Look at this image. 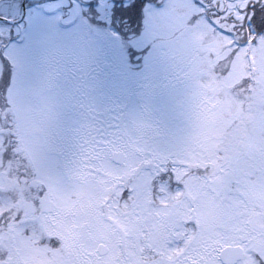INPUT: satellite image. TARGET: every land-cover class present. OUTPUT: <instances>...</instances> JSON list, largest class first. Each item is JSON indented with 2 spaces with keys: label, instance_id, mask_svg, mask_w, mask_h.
<instances>
[{
  "label": "rangeland",
  "instance_id": "obj_1",
  "mask_svg": "<svg viewBox=\"0 0 264 264\" xmlns=\"http://www.w3.org/2000/svg\"><path fill=\"white\" fill-rule=\"evenodd\" d=\"M22 3L0 0V19L13 22L25 11L18 24L0 20V182L4 171L11 170L4 161L14 148L19 151V166L57 203L76 195L82 187L79 181L97 180L98 197L109 199L110 210L102 216L107 227L98 231L102 237L88 246L108 238L109 216L125 239L120 264H223L220 253L228 246L244 249L245 258L237 264H264L260 4L261 10L253 7V0ZM192 40L194 75L189 65L179 77L183 81L189 77L190 90L183 85L167 90L156 70L152 78L158 80L147 86L143 73L130 62L128 51L133 48L138 60L157 68L160 52L190 53L184 47ZM171 78L167 74L166 82ZM71 103H82L84 109L65 108ZM208 104L211 109H201ZM112 118L118 120L113 132L110 125H97ZM44 139L54 154L44 148ZM70 139L78 142L72 154L67 150ZM79 148L120 149V160L110 152L91 156ZM191 148H199L203 155L197 159L204 166L189 174L196 179L188 182L183 174L184 189L173 198L163 178L164 185L151 195L147 166L176 171L189 165L185 156ZM168 159H173V168L166 166ZM118 194L121 207L115 199ZM127 199L128 209L123 205ZM118 206V213L112 212ZM76 212L78 219L83 217V211ZM39 222L28 227L35 244L50 241L44 234L49 233V224ZM20 243L16 261L53 264L46 256L33 261L25 243ZM33 244L35 253L49 251L48 245L37 249ZM109 260L110 255L104 263Z\"/></svg>",
  "mask_w": 264,
  "mask_h": 264
},
{
  "label": "flooded vegetation",
  "instance_id": "obj_2",
  "mask_svg": "<svg viewBox=\"0 0 264 264\" xmlns=\"http://www.w3.org/2000/svg\"><path fill=\"white\" fill-rule=\"evenodd\" d=\"M192 59H195L193 52H182L181 54H175L171 52L165 54L159 53L155 63L159 65L157 69H159L161 73L160 77L163 78L162 83L164 84V87H178L183 82H189V77L184 81L180 80L179 77L181 75V71L191 65L190 61ZM82 61L83 59L81 58V62ZM149 64L150 63L147 61L143 69L144 83L147 86H149L153 81V70L151 66L149 67ZM106 65V63L103 64V67L106 68ZM110 69H113V66ZM192 70L194 73L193 67ZM167 74L172 77L169 83L166 82ZM185 88L189 90L191 89L189 85H186ZM37 104H39V102ZM65 108H69V110H74L76 108L84 109V106H82V103H71L69 107H67L66 105ZM209 108L210 107H208V109ZM198 113L200 114V110ZM209 116L211 118V113L209 114ZM195 118L198 119L199 116ZM117 121L118 120H116V118H112L110 119V121L101 119L97 121V125H101V127L104 128L110 125L111 127L109 130L113 132V130L116 129L115 127L118 126ZM59 130L60 129H58V131ZM85 130L88 131V129ZM54 131L57 132V130L55 129ZM33 132V134H37L36 131ZM111 140L116 141L114 140V138H112ZM17 142L18 139L15 138L14 143ZM43 144L44 146L46 145L45 141ZM77 146V140L73 141V139H70L67 148L68 153H74L75 150H77ZM46 150L54 154V151H51L48 148ZM89 150H86L85 148L82 150L79 148L78 151L80 153L85 152L91 156L98 155V152H110V156L115 158L118 157V160H120V149L114 148L112 150H103L99 148L96 150H92V148H90ZM199 150V148H191V150H188L186 156H183H185L186 161L189 163V165L186 163L183 166H178V169H176V171H164L161 165H157L154 166V168H151L150 165L147 166L144 162L145 166H147V168H150V173L152 175L150 180L148 181L150 187L148 189L151 190V195L153 194L155 187L164 185L165 180H167L168 186L166 187L167 189L170 188V191L168 190V192L171 193V197L174 198L175 195V198H178L180 192L179 190L184 189L181 188V185H183V174L186 175L185 178H190L188 182H193V178L195 177L192 178V176H189V174L194 175L196 170L202 165V162H199V160L197 159V157L203 156L199 155ZM12 152L13 155L8 157V161H5V163L10 164V167L8 168H11V170L4 171V176H2L3 182H0V207L2 208V213L0 214V264H32V262L29 263L23 260L16 261L17 257L19 258L16 249L19 248L18 246L21 244V241L22 243H25V247H27L25 248L26 255L28 254L35 262H38L40 259H43L46 256L53 264H120V248L121 243L122 245L125 244V239L124 236H121L119 226L116 221L108 218L109 216L106 217V220L109 222L107 231L108 238L105 241L96 243V247L88 246L89 242L93 245L95 241L97 242V240L102 237L98 232L100 229L107 228L103 225L101 220L103 219V213L109 215L110 209L109 205L107 204L109 199H104V201H102V198L98 197V190L100 187L95 186L98 184L100 185V183L97 180L91 182L79 181L81 182L82 187H79L75 190L76 195L71 196L70 199H68L67 196L66 199L62 201L60 200L57 203L53 199V197L42 188V184L40 183V181L35 180L31 175L28 176L25 169H22L19 166V151H17V149H14ZM206 156H208V154ZM10 159L12 161H10ZM172 164L175 165V163H173V159H168L166 166H172L173 168L174 166ZM163 178L164 182L161 181V179ZM22 188H24L25 191L22 192ZM116 188L117 186L114 188V190H116ZM79 189L82 190L81 194L79 193ZM71 190H73V188H71ZM70 193L71 192L68 191V194ZM113 195L114 194L112 192V195L110 194V197H112ZM151 195L149 194L148 200L152 197ZM43 198L49 200L51 199L54 202L55 211H44L45 205L43 204ZM153 198L155 199V197ZM115 199L120 206L121 201L119 200V194ZM63 201L64 203H62ZM126 201L128 203L125 202L123 205H127V207L125 208L128 209L130 202L129 199H127ZM112 204H114V199ZM119 206L113 209L112 212L118 213ZM29 207L31 209V212L28 213L27 209ZM63 209H65V212H63ZM78 210L83 211V217H81L80 219H78L77 217L79 213L76 211ZM145 210H147L148 214H151L148 209ZM44 221H46V223L49 224L50 227L49 233L44 232L45 238L47 237L48 239H50V241L46 242L41 240L35 244L32 239L36 236L30 232L28 227L32 226L34 222H39L40 225H44ZM66 221H68L69 223H66ZM31 237L33 238L31 239ZM32 243L35 244L33 245L36 246L37 249H45L46 245H48L49 251L44 255L35 253L30 248ZM21 255L23 256V254L20 252V256ZM109 255L110 260L104 263V259Z\"/></svg>",
  "mask_w": 264,
  "mask_h": 264
},
{
  "label": "water",
  "instance_id": "obj_3",
  "mask_svg": "<svg viewBox=\"0 0 264 264\" xmlns=\"http://www.w3.org/2000/svg\"><path fill=\"white\" fill-rule=\"evenodd\" d=\"M25 4V2H24ZM25 15V11H24ZM12 24L18 23L16 22H10ZM43 204L45 205L44 211L46 212H52L53 211V202L51 200L43 199ZM27 212H31L30 207L27 209ZM245 256V253L243 249L239 246H230L223 250L221 254V259L225 264H236L239 260H242Z\"/></svg>",
  "mask_w": 264,
  "mask_h": 264
},
{
  "label": "trees",
  "instance_id": "obj_4",
  "mask_svg": "<svg viewBox=\"0 0 264 264\" xmlns=\"http://www.w3.org/2000/svg\"><path fill=\"white\" fill-rule=\"evenodd\" d=\"M262 2L264 3V0H253V3H254V4H253V5H254L253 7H254L255 9H259V10H261L260 8L257 7V4H260V7H262V8L264 9V4H263ZM258 6H259V5H258Z\"/></svg>",
  "mask_w": 264,
  "mask_h": 264
}]
</instances>
